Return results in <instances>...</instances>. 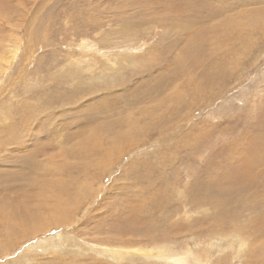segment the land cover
<instances>
[{"label": "rangeland", "instance_id": "1", "mask_svg": "<svg viewBox=\"0 0 264 264\" xmlns=\"http://www.w3.org/2000/svg\"><path fill=\"white\" fill-rule=\"evenodd\" d=\"M28 1L0 0L1 5L11 6L6 12L3 9L0 17L8 15L5 21L18 22V12L30 5ZM41 1L35 0L29 13L23 15L31 18L25 34L7 23L0 26V37L11 33L25 40L34 37L35 43V58L28 73L6 85L8 93L0 102L8 115L7 126L0 123V213L20 212L33 202V189L39 182L36 179L42 174L51 175L54 180L67 174L68 180L76 179L73 188L77 191L91 182L93 196L89 200H93L80 212L74 226L58 228L45 236V232L26 234L19 229L20 241L14 243L4 233L1 224L5 219L0 217V264H79L78 260L108 264L94 253H90L94 259L82 257L75 246L86 251L83 240L90 246L104 243L102 239L113 244L112 238L121 236L123 229L140 235L132 248L152 250L163 242L160 245L177 252L189 247L203 251L210 244L223 243L215 234L223 232L218 228L219 215L228 217L224 234L231 233L236 224L238 230L250 235L253 243L258 241L255 254H245L246 248L237 260L231 251L221 250V257L226 259L222 264H264V0H167L172 5L169 13L181 10L183 5L182 13L169 15L166 25L156 20L158 30L152 35L138 31V36L143 35L138 41L147 43L144 53L137 56L138 68L121 57L108 61L99 53H82L77 44L84 39L103 48L102 52L115 51L108 47L122 42L118 34L123 24L144 15L136 14L137 4L144 0ZM249 10L256 14L254 20L259 27H249L255 31L248 41L243 37L235 41L234 47L241 49L240 56H235L231 67L227 62L228 75L221 86L210 93L204 90V97L196 96L201 99L199 108L192 95L189 100L183 96L186 105L182 117L168 120L176 123L170 132L143 136L133 151L129 147L138 139L128 140L129 144H113L108 150L114 151L110 158L120 155L121 160L108 174L101 173L102 180L98 173L106 171L108 165L104 162L106 151L100 150L97 142L108 140L106 123L132 114L131 108L138 104L133 95L156 87L170 75L173 63L189 41L188 35L203 30L211 36L224 18L240 12L244 17V11ZM210 11L216 18L209 17ZM243 19L249 22L248 18ZM179 21H183V27L174 33L169 26ZM148 32L152 33V29ZM219 64L217 56L211 57L205 69L214 73ZM17 65L11 69L13 77ZM4 85L5 81H1L0 87ZM144 100L142 97L139 101ZM97 128L102 131L96 132ZM168 137L172 140L167 145L163 142ZM234 152L240 154L236 156ZM87 168L91 169L93 180L86 176ZM99 186L104 190L95 194ZM4 205L11 210L4 212ZM26 223L21 221V227ZM151 227L158 231L149 234ZM58 240L66 247L61 255H42L39 242L49 248L54 245L52 241ZM255 255L261 256L259 261ZM152 260L135 257L114 264H171Z\"/></svg>", "mask_w": 264, "mask_h": 264}, {"label": "bare ground", "instance_id": "2", "mask_svg": "<svg viewBox=\"0 0 264 264\" xmlns=\"http://www.w3.org/2000/svg\"><path fill=\"white\" fill-rule=\"evenodd\" d=\"M23 1H27V0H23ZM28 2L30 5L26 7L25 9L22 8L20 12H18V15H19L18 22L16 21L15 23H12L9 20L5 21V18H9V16L8 15L4 16L3 14V18L0 17V22H1L0 26H4L7 23L9 25V26L7 25L8 27L10 28L17 27V29L19 27L20 31L24 32L23 34H25L26 27L28 25L29 20H31V18L30 16L29 18L28 16L23 18L24 17L23 15L25 14L26 11H27V14L29 13L30 11L29 7L31 6L32 8V5L34 4L35 0H29ZM8 4L7 6H3L0 4V13H3V9L6 12L7 11L6 8L11 7V6H8ZM21 6L23 7L24 5H21ZM137 6L139 8H136V10L138 9V12L136 14H138L139 12H143L144 15L140 18H136L133 23L131 21H128L127 24L122 25L121 27L122 30L120 29L119 34H118L120 35L119 38H123L122 42H120L119 44H116L114 47L112 46L108 47L109 48L108 50L116 49L115 51L113 50V51L102 52V50H104L103 48L98 49V45L92 44L91 42L85 41L84 39L80 41V44H77V48H79L82 53H87V54L91 52L99 53V56L105 57V59H108V61L112 60V59L110 60V58L116 59L117 57H121L125 63H128L130 61L131 64L134 65L133 67L138 68L140 66V63L137 61V56L141 53H144V51L146 50L145 47L147 46L146 42L141 43L140 41H138L139 38L143 36V35L138 36L139 34L138 31L142 30L144 33H146V35H150V34L152 35L153 32L155 33V31L158 30V27H156L154 24L156 20L159 22L161 21V24L164 21L166 25L169 20L168 18L170 17L169 15H176L178 13H182L183 5H182L181 10H177L171 13H169V11L171 10L172 5H169L167 3V0L166 2H164L163 0H144V1H141V3L139 2ZM235 9L236 7L232 8V10H235ZM204 10L205 12L208 13L206 9ZM251 10L244 11L245 12L244 17L240 16V13H241L240 12L239 14L234 15V17L231 16L230 18H226V19L224 18L219 23V27H215V29L213 30V35L211 36L205 33V31L200 30V31H197L196 33L188 35L190 38L188 36L185 37V38H189V41L187 45L184 47V51L180 53L179 57H177L178 60L173 63L172 65L173 70L170 72V75L165 80H163L160 84H158L156 87L148 88L144 91H140L133 95L134 100L138 104L136 106L134 105L135 107L133 106V108H131L130 111L132 114H127V116L124 119L123 117L121 118L115 117L117 119L111 118L109 120L110 122L107 121L108 123H106V125L104 126V129L106 130V133H107L106 138L108 140L106 143H103V142H97V143L100 145L99 146L100 150L106 151L105 152L106 157L104 158V162H107L106 166L108 165V169L107 170L105 169L106 171L102 169L101 170L102 172L101 171L99 172L97 170L96 172L97 173L99 172L98 174H101V173L108 174V172H110L109 170L113 169V165L121 160L120 155L114 158H110V156L113 154L114 151H108V150L111 146H113V144H117V143L129 144L130 141L128 140L133 141L135 139H138L129 147V151L132 149L135 150L139 146V141L142 140L143 136H146L147 134H152V132L159 133L160 135H162L164 134L165 130H167V132H170L171 129L175 127L176 123H172L173 121L168 122V120L171 121L174 118H175L174 120L176 119L179 120L182 117L181 112H183L182 110L183 106L186 105L185 102H183L184 100L183 96L187 99L191 97L192 95V97L195 98L196 101H198V102L196 101L195 102H196V107L199 108L201 107L200 105L201 99H197L198 95L200 94V96L204 97V95H206V92H205L206 90H209L208 93H210L211 91L214 92L216 88H219L221 86V83L226 80V76L228 75V69H226L225 67L227 62L231 67L234 64L235 56L236 55H238V57L240 56L239 51L241 49L239 50V48L234 47L236 45L235 41H237V38H239L238 40H240L242 37L245 38L246 41H248L252 37L251 35L253 34V32L255 31V29L250 31L249 27L251 28L259 27V22L254 20L255 18L254 16L256 14L254 13V11H251ZM185 11L190 12V9L184 10V12ZM221 13L224 14L225 12L221 11ZM147 17H151V18H149V21L146 23L145 20ZM209 17L211 19L216 18V14L210 11ZM243 18H248L249 22L244 21ZM182 27H183V21H179L177 25L171 24L169 26V28H171V31H174V33L182 29ZM219 28H221L220 32L218 31ZM149 29L150 31L152 29V33L148 32ZM144 30H147V31H144ZM4 35L0 37V82L5 81V85L3 87H0V102L2 100L3 94L8 93L6 89V85L12 82V80L18 79L19 81L22 78H24V76L28 73L29 66L31 67V65L34 62L33 59L35 58L34 37H28L27 40H25L21 38L20 36H17L16 34L10 33V34H7L5 37ZM263 35H264V32H263ZM130 37L132 38L130 39ZM22 41H23V44L21 43ZM150 48L151 47H149V49ZM242 54L243 55L245 54L244 51H242ZM215 56H217V58L220 60L219 69L216 72L211 73L205 69V63L208 61L209 58L215 57ZM142 59L144 60L145 58L143 57ZM15 63L18 65L16 66V69L13 71L14 72V77H13V75H11V69ZM111 64H112V67L117 68L116 63L111 62ZM148 64H150V62ZM233 69L235 70V66ZM197 72L199 73L197 74V77H196L194 76V74ZM178 83L180 85H177ZM187 90L190 92V95L188 94ZM169 92H170V95L168 97L166 96V93H169ZM142 97L146 98V100L139 101ZM189 102H191V100ZM197 103H200V104H197ZM5 111L6 110L4 108L0 107V123L2 122L6 124L4 125V127L7 126V120H8V115ZM97 131H102V130L97 128L96 132ZM92 132L93 131L91 129V133ZM93 133H95V131ZM83 134H84V131H83ZM83 134H80V137H82ZM96 136H97V133H96ZM77 138H78V135H77ZM90 138H89V141H91ZM83 140L85 141V139ZM171 140L172 138L168 137L163 143H167L168 145V143ZM68 143H72V142H68ZM84 143H86V141ZM72 145L74 144L72 143ZM85 146H83V149L88 150L87 147L85 148ZM124 152L125 151H123L121 154H123ZM233 154H236L237 156V154H240V153L234 152ZM107 155H109L108 160H107ZM250 161H251V158H250ZM47 162H50V160ZM50 163H53V161ZM88 170L89 171L88 173H86V176L88 175L91 178V174H92L91 169H88ZM103 177L104 176H102V180H103ZM67 178H68L67 174H65V176H58L56 180H54L51 177V175L50 176H47L46 174L40 175V178L38 177L36 179V180H39V182H37V186L35 190L33 189L35 197L33 196L32 198L33 199L36 198L33 202L26 205V207H23L24 208L23 211L17 212L14 210L13 213H7V214L3 212L0 213V217L2 218L4 217L5 219L4 224H1V226L4 229V233L9 235V237L11 238L10 240L11 243L13 241L15 242L19 240V231H17L19 229L22 230L20 231L21 233H26V234L45 232L44 233V236H45L47 234L49 235L50 233H53L52 231H56V229L58 228L60 229V228L69 227V226L72 227L74 226V224H77L79 222L78 217H79L80 212L84 211L87 205L93 200V198L89 200L91 196H93V192H92L93 189L91 187L92 184L91 182L90 183L88 182L87 186L81 187L79 188L81 190L77 191L73 188L75 187L74 181L76 179L73 177H70L68 180ZM91 179L93 180V178ZM101 190L103 191L104 188L99 186L98 189L95 190V194L97 193L101 194L100 192ZM85 202L86 204H84ZM3 207H4L3 209L4 212H9L11 210L9 207L5 205ZM100 207H102V204ZM99 208L98 210H100ZM132 211L134 212V209H132ZM136 212H139V211L136 210ZM261 215H264V213ZM217 219H218V226H220L218 227L219 230L224 232L228 217L219 215ZM20 220L22 221V223L27 222L26 224H23L24 227H21ZM257 223L260 224L261 222L257 221ZM130 230L131 229H128L127 232H125V230L123 229L122 230L123 232L119 233V235L121 236H118L115 239L112 238V240H115L114 241L115 243L111 241L113 244H111L106 239H102L105 241L104 243L102 242L100 243L97 241L98 242L97 246L100 249H98L97 246H93V245L90 246L91 243L85 240H83V242L86 243V246H87L86 251H82L81 248L78 246H75V249L80 253V255H83L82 257L88 256L87 258L94 259V257H90V253H94L96 254L97 257H100L101 261H105L108 264H112V263L114 264V262L122 263L124 260L125 261L131 260L132 258L134 259L135 257H139V258L141 257L143 259L146 258L150 260L156 259L159 261H163L164 263H171V264H212L214 262H215L214 264H222L223 262L226 261V259L224 257H221L222 256L220 253L221 250L223 252H225V250L226 251L229 250V252L231 251L232 252L231 256H233L234 260H237L242 257L241 255L244 249L247 248V250L244 251L245 254L247 251L250 254H255L256 251L254 247L258 246L257 245L258 241H254L253 243L250 235L242 231L240 228L238 230L236 228V224H234V229L231 231V233H227V234H224L223 232L215 233L216 235L222 238L223 243L217 242L215 244H210L208 246L205 245L206 248H204L203 251L198 250V252L195 251L197 249H192L191 247H189L186 250H182L181 252H177L171 248H168L165 245H160L163 242H160V244H156V246H154L152 250L132 248V246L138 241V240L134 241V239H141V238H139L140 235L137 234V232L136 233L131 232ZM156 231L158 230L155 227H151L148 233L151 234ZM132 236L133 237L137 236V237L131 239ZM58 239L62 240L61 237H58ZM92 240H94V238ZM95 240H100V239H95ZM52 242L54 243V245L53 246L51 245L52 247L49 246V248L44 247L45 246L44 242L38 243L42 247L41 248L42 255L54 254V252L60 253V254L56 253V255L57 254L61 255V252H63V250H66V247L63 244H61L60 240H58L57 242H54V241ZM214 251H217L216 254L218 255H217V258L213 262V258L215 255L213 254ZM56 255L54 254V257ZM261 255L264 257V251L261 252ZM103 258H105L106 260ZM260 258L261 256H256V260L259 261ZM97 259L99 258H96L95 260L101 262L100 260H97ZM76 262H78L79 264H86L84 263V260L82 261L78 260ZM93 264H96V262L94 261Z\"/></svg>", "mask_w": 264, "mask_h": 264}]
</instances>
